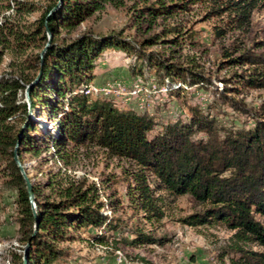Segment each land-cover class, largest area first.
<instances>
[{
  "label": "rangeland",
  "instance_id": "rangeland-1",
  "mask_svg": "<svg viewBox=\"0 0 264 264\" xmlns=\"http://www.w3.org/2000/svg\"><path fill=\"white\" fill-rule=\"evenodd\" d=\"M48 1L0 0V79L34 76V57L41 50L35 27ZM170 1L106 0L80 23L61 27L51 41L70 40L86 32L98 37L118 35L134 48L140 46L144 52L158 53L166 63L188 70L185 75L192 71L210 82L205 86L177 79L175 85L169 79L162 82L163 71L158 73L148 66L137 51L107 47L93 62L91 80L73 92L85 93L91 99H106L120 110L146 115L154 122L150 137L167 125L188 124L194 109L215 122L218 136L252 128L257 120L264 121V87H245L235 75L245 74L251 67L227 60L249 49L264 52V0L256 1L246 19L237 15L238 11L214 13L230 0H195L187 8L167 14H151L146 9L152 3ZM219 29L226 31L223 36L216 35ZM154 34L160 35L156 43L143 44ZM221 92L248 110L236 109L220 96ZM18 97L30 104L25 91H19ZM46 112L37 105L34 116L50 128L53 125ZM39 136L42 137L36 135V141ZM205 136L200 131L192 138ZM45 145L39 146L37 155L22 154L31 180L43 185L49 178H86L95 184L96 200L102 204L100 211L111 221L109 226L100 228L70 227L73 239L55 243L60 254L51 264H231L240 260L242 252L238 248L248 255L264 253V247L255 241L237 240L235 231L223 223L185 224L183 218L209 207L190 194L173 197L166 191H157L156 195L163 198V215L148 218L128 194L130 173L136 166L127 158L88 144L66 147L62 159L51 145L47 150ZM5 166L6 159L0 155V264H13L24 250L18 231L20 206L16 192L2 183ZM149 180L154 188L153 178ZM39 194L40 199L45 195L54 197L45 185ZM257 218L264 223L262 216ZM143 235L152 240L131 243Z\"/></svg>",
  "mask_w": 264,
  "mask_h": 264
},
{
  "label": "trees",
  "instance_id": "trees-1",
  "mask_svg": "<svg viewBox=\"0 0 264 264\" xmlns=\"http://www.w3.org/2000/svg\"><path fill=\"white\" fill-rule=\"evenodd\" d=\"M105 1L62 0L57 9L48 15L58 2L49 0L35 27V33L40 36V49L47 41L46 27L54 38L61 27L70 28L80 23ZM194 1L157 2L146 9L151 14H167L185 9L188 3ZM256 1L230 0L214 13L238 11L237 15L246 19ZM225 32L219 29L216 35L220 37ZM159 36L154 34L146 38L143 44L156 43ZM107 47L137 51L138 57L143 58L148 66H153L158 73L163 71L160 77L162 82L169 79V83L175 85L177 79L190 85L201 83L204 86L210 82L192 71L185 75L188 70L166 63L158 53L144 52L140 46L136 49L129 42L118 38V35L98 37L87 32L70 40L58 42L53 39L42 55V62L41 50L37 52L34 57L37 64L34 76L1 78L0 155L6 159L2 183L16 192L20 206L18 231L22 249L29 243L27 264H51L60 254L55 243L73 239L70 227L100 228L109 226L111 222L100 211L102 204L96 200L98 194L95 184L86 178H49L47 184L43 185L31 180L23 164L22 154H39L42 143L46 144V150L51 145L62 159L66 147L79 148L90 144L111 155L133 161L136 170L130 173L128 194L148 218L163 215V198L156 195L157 191H166L173 197L190 194L209 207L201 213L183 218L185 224L223 223L235 231L237 240L255 241L264 247V223L257 218V215L264 218V121L257 120L252 128L218 136L215 122L194 109L188 124L167 125L150 137L154 122L146 115L120 110L106 99H91L85 93L73 92L75 87L91 80L93 62ZM227 60L230 64L251 67L249 72L235 75L245 87H264V52L249 49ZM39 71L38 80L30 87L28 104L20 100L18 93L21 91L24 94L26 86L35 80ZM220 96L236 109L248 110L224 92ZM37 105L47 111L46 117L53 125L50 128L34 116ZM32 130L37 134H31ZM200 131L205 132V138L193 139V135ZM38 133L42 137L39 136L36 141ZM18 138L20 143L16 153L35 196L36 230L26 181L13 159ZM149 177L155 182L154 188ZM44 185L51 188L54 197L45 195L39 198ZM151 240L149 236L143 235L131 243ZM238 251L242 252L240 260L232 261L231 264H264V253L248 255L241 248ZM13 264H23V254L16 256Z\"/></svg>",
  "mask_w": 264,
  "mask_h": 264
},
{
  "label": "water",
  "instance_id": "water-1",
  "mask_svg": "<svg viewBox=\"0 0 264 264\" xmlns=\"http://www.w3.org/2000/svg\"><path fill=\"white\" fill-rule=\"evenodd\" d=\"M61 1L62 0H58V2L56 3V5L50 10V12L48 13V15L51 14L52 12H54L57 9V7L60 5ZM48 15L46 17H48ZM46 33H47V42L45 43L43 49L40 52V60H41V62H42V55L46 51L47 47L50 45L51 38H52V34L47 29V27H46ZM40 74H41V72L39 71L38 74H37V76H36V78H35V80L32 83H30L29 85L26 86L25 95L28 98V100H29V90H30V87L32 86V84L34 82H36L38 80ZM19 143H20V138H18V140L16 142V145H15V148H14L13 159H14L17 167L19 168V170H20L23 178L26 181V190H27V193H28L29 202L31 204L32 213H33V215L35 217L34 230H36L37 225H38V221L36 219V204H35V200H34L35 199V196H34L33 191H32V184H31V182L29 180V177L26 174V170L24 169V166L21 164L20 159H19V157H18V155L16 153V149L19 146ZM28 247H29V243H27L26 246H25V248H24V252H23V264H27L26 254H27Z\"/></svg>",
  "mask_w": 264,
  "mask_h": 264
}]
</instances>
